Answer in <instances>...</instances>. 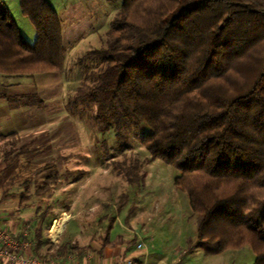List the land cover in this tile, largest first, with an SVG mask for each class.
<instances>
[{"label":"trees","instance_id":"16d2710c","mask_svg":"<svg viewBox=\"0 0 264 264\" xmlns=\"http://www.w3.org/2000/svg\"><path fill=\"white\" fill-rule=\"evenodd\" d=\"M121 1L107 46L88 53L100 62L84 96L95 100L103 120L151 128L142 144L181 170L175 183L188 194L205 238L198 247L217 255L251 244L256 264H264V0ZM20 5L37 38L26 40L10 9L0 7V73L61 72L67 50L57 11L50 0ZM1 97L45 105L37 93ZM35 238L42 258L78 248L67 242L48 255L54 244Z\"/></svg>","mask_w":264,"mask_h":264},{"label":"rangeland","instance_id":"374dc122","mask_svg":"<svg viewBox=\"0 0 264 264\" xmlns=\"http://www.w3.org/2000/svg\"><path fill=\"white\" fill-rule=\"evenodd\" d=\"M51 1L60 14L69 3L91 4V16L88 17L91 18V28L81 33L78 48L66 49L67 52L69 50V56L65 59L63 72L59 76V95H45L48 104L41 110L40 118L47 119V127H33L31 133V137L55 135L61 138L59 146L64 149V159L48 160L47 165L49 168L58 166L64 181L73 178L76 183L73 181L74 185L61 184L60 188L64 187L65 192L59 189L34 204L29 203L24 209L28 212L23 215L24 222L20 221L18 224L21 233L28 230L33 237L40 233L44 240L49 239V223L54 218L63 214L73 216L74 218L67 222L65 231L63 230L57 243L59 246L70 242L78 246L74 253L69 254L87 264L91 262V233L94 232L91 219H95V215L99 218L112 211L113 215H116V208L121 210L120 216L129 231H147L150 234L149 238L154 247L152 252L156 259L173 249L175 254L166 257L169 264H256V253L251 244L229 248L217 255H207L198 247L197 243L205 238L198 234L199 215L192 208L188 194L175 183L181 170L162 159L154 158L142 144V137L150 132L151 128L144 122L125 128L115 120H103L99 116L95 100L84 96L92 84L88 75L100 62L88 53L107 46L110 23L119 11L122 1L111 2L109 6L100 0ZM6 6L25 39L34 44L37 32L31 20L23 14L20 0H0V7ZM37 74L40 73L27 74L29 76H22L21 79L30 80L34 89H41L45 84L48 87L51 80ZM50 123H53V127ZM36 143L47 154V144L40 141ZM128 173L136 178L134 183L129 181ZM28 193L24 190V194ZM55 197L58 200L53 199ZM52 201L53 209L47 207ZM107 201L112 202L113 206L106 204ZM96 204L99 205L98 209H94ZM46 207L51 210L43 218L45 221L39 217L40 221L34 223L32 218L46 212ZM20 208H24L21 202L16 204L15 214L19 215ZM13 222L12 220L11 223ZM141 238L137 237V243L141 242ZM56 248L54 245L46 252L48 255L53 254ZM81 249L85 251V256H81ZM152 262L153 260L147 264H153ZM135 264L140 263L135 261Z\"/></svg>","mask_w":264,"mask_h":264},{"label":"crops","instance_id":"0c3cea01","mask_svg":"<svg viewBox=\"0 0 264 264\" xmlns=\"http://www.w3.org/2000/svg\"><path fill=\"white\" fill-rule=\"evenodd\" d=\"M100 1L104 2L103 4L105 5L108 4V6L111 3L108 0ZM50 2L53 5L51 0ZM94 5L97 6L96 4ZM94 5H92V7H95ZM55 10L57 11L56 8ZM57 14L61 21L63 41L66 49L69 48L72 50L78 48L80 43L79 39L82 37L81 33L87 32L91 28V18H88L91 16V4L84 2L79 4L69 3L66 7H64L61 14L58 11ZM68 56L69 50L66 54V58ZM62 72L63 71L44 72L37 74L43 76L44 79L48 78L47 80H51L49 84L47 83L48 87H46L45 84L42 85L41 89H34L32 88V83L30 80L21 79L22 76H29L27 74L9 75L0 73L1 94L24 97L37 93L45 102L43 107H33L16 105L10 103L6 97L0 98V196L5 193L2 197H0V224L19 235L22 233L18 228V224L20 221L24 222L23 215L28 213L25 212L24 209L28 207L29 203L34 204L51 192H58L59 189H62V191L65 192V190H63L64 187L60 188L61 184H63L62 186L73 184L74 181L73 178L66 179L64 181L62 177L63 175L61 173L62 171L60 168H58V166L55 165L54 167L49 168V165H47L48 160L64 159V149L59 146L61 138L55 135L31 137L33 127H47V119L40 118L41 110H44L48 104V99L45 95L53 97L59 95L60 83L58 81H60L59 76H61ZM13 77L17 78L14 79ZM55 82L57 83L54 84ZM51 124L53 123H50V125ZM51 127L53 126L51 125ZM37 141H40L42 144H47V154L41 150L42 148L40 145H38V143H36ZM21 160L23 161L21 162ZM48 177H52L50 180L51 187L45 194L37 195V189L45 184ZM24 190L29 192L25 195L31 194L33 196L31 199H22L19 201L23 203L24 208H20L18 211L19 215H17L15 214L16 210H14V208L16 207V204H19V202L17 203V200L13 199H4L8 194L20 195L21 193H24ZM67 190L68 189H66V191ZM36 197H38V199H36ZM53 199H57V197ZM106 204L113 206L112 202L110 201H107ZM47 207H52L53 209L54 202L52 201ZM47 207L45 209L46 212L37 215L35 218H32L34 223L44 220L43 218L51 210H47ZM98 208L99 205L96 204L94 209ZM115 211L116 215H113L112 211L111 213H107L99 218H97L98 216L95 215L96 218L91 219V227L94 229V232L91 233V262H88V264L110 263L122 256H131L140 264H147V262H150L151 260H153V264H169L166 257L170 254H175V250L170 249L167 251L165 256H161V258L156 259L153 255L154 253L152 252L154 247L149 238L151 237L150 234L147 231H142L143 234L137 230L133 232L129 231V227L127 226L124 219L120 216L121 210L119 211V209L115 208ZM63 217H65L63 227L64 231L67 222L71 218H74L68 214H63L59 218H54L49 223L51 224V236L54 224ZM12 220L14 221L13 223H11ZM127 221L130 222L128 217ZM102 228L103 230H101ZM125 234L130 236L126 237ZM143 235L145 238H143ZM137 237H142L141 240L144 241L146 246L144 249H137ZM49 239L53 243L52 237L49 236ZM56 243L57 242H54V245H56L58 248V243ZM84 252L85 251L81 253V256H85Z\"/></svg>","mask_w":264,"mask_h":264},{"label":"built area","instance_id":"2783aa9c","mask_svg":"<svg viewBox=\"0 0 264 264\" xmlns=\"http://www.w3.org/2000/svg\"><path fill=\"white\" fill-rule=\"evenodd\" d=\"M65 217L56 222L52 228L51 237L53 242H58L63 232ZM58 225L62 227V231H56ZM37 245V239L31 236L28 230L17 235L9 228L3 227L0 224V264H83L71 254L42 258L35 253ZM136 246L137 249H144L146 247L143 240L137 243ZM98 264H135V260L131 256H122L113 262Z\"/></svg>","mask_w":264,"mask_h":264},{"label":"bare ground","instance_id":"6f19581e","mask_svg":"<svg viewBox=\"0 0 264 264\" xmlns=\"http://www.w3.org/2000/svg\"><path fill=\"white\" fill-rule=\"evenodd\" d=\"M56 231L57 232L62 231V227H60V225H58L57 228H56Z\"/></svg>","mask_w":264,"mask_h":264}]
</instances>
